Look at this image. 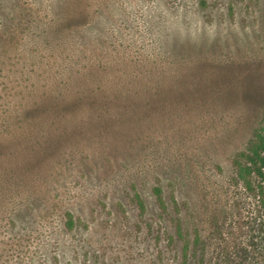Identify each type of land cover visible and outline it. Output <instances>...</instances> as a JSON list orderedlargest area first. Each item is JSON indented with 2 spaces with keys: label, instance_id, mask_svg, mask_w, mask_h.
<instances>
[{
  "label": "rangeland",
  "instance_id": "obj_1",
  "mask_svg": "<svg viewBox=\"0 0 264 264\" xmlns=\"http://www.w3.org/2000/svg\"><path fill=\"white\" fill-rule=\"evenodd\" d=\"M263 123L264 0H0V264H264Z\"/></svg>",
  "mask_w": 264,
  "mask_h": 264
},
{
  "label": "trees",
  "instance_id": "obj_2",
  "mask_svg": "<svg viewBox=\"0 0 264 264\" xmlns=\"http://www.w3.org/2000/svg\"><path fill=\"white\" fill-rule=\"evenodd\" d=\"M244 162L238 167V175L247 186H251V178L258 179L260 193L264 197V123L255 132L250 140L246 153L243 154ZM157 197L160 198V189L156 188ZM62 227L65 231H72L76 222L72 214H65Z\"/></svg>",
  "mask_w": 264,
  "mask_h": 264
}]
</instances>
